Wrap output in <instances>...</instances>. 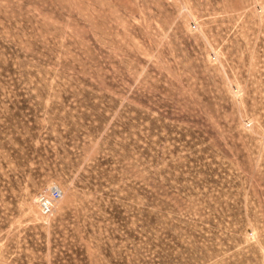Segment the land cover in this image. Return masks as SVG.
<instances>
[{"label": "rangeland", "instance_id": "1", "mask_svg": "<svg viewBox=\"0 0 264 264\" xmlns=\"http://www.w3.org/2000/svg\"><path fill=\"white\" fill-rule=\"evenodd\" d=\"M0 264H264V0H0Z\"/></svg>", "mask_w": 264, "mask_h": 264}, {"label": "built area", "instance_id": "2", "mask_svg": "<svg viewBox=\"0 0 264 264\" xmlns=\"http://www.w3.org/2000/svg\"><path fill=\"white\" fill-rule=\"evenodd\" d=\"M60 198V192L53 189L48 195H42L38 198V208L42 216H49L54 207V202Z\"/></svg>", "mask_w": 264, "mask_h": 264}]
</instances>
